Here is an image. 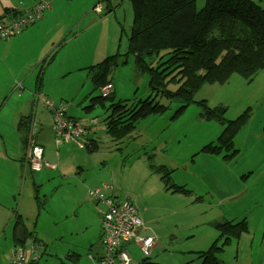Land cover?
I'll return each instance as SVG.
<instances>
[{"label":"rangeland","instance_id":"374dc122","mask_svg":"<svg viewBox=\"0 0 264 264\" xmlns=\"http://www.w3.org/2000/svg\"><path fill=\"white\" fill-rule=\"evenodd\" d=\"M16 1L15 3V0H0V17L6 10H12L19 5L20 0ZM251 1L264 10V0ZM93 2L100 9L102 6L107 8L100 15L104 21L96 24L88 32V34L92 32L90 37L84 39L83 42L87 45L84 50H77L70 46L71 40L81 33L79 28H74L45 55L39 47L21 49L20 55L14 60L18 62L12 63V67H23L29 61L32 62V69L18 78L7 79L22 78L27 95L34 98L46 128L48 120L47 116L42 114V110L49 113L51 121L52 114L46 105L50 103V99L54 101L58 99L59 102L68 104V111L70 115L75 114L73 115L75 120L66 118L67 120L76 121L79 125H89L84 133L79 134L77 140L80 142V138L88 131L91 133V139L96 142L95 149L91 152L93 159L89 158V174L96 177L94 185L96 189L84 188L81 194L105 191L115 204L121 203V207L126 205L125 200L132 203L143 221L162 216L172 225L171 214L189 206L188 200L179 196L180 194H204L207 191L213 193L211 179L221 175V180H224L226 174L230 176V173L223 169L224 166L230 172H235L238 167L245 165L246 160L250 161L248 157L250 154H253L252 160H262L256 156L259 149L258 156L264 157V70L258 71L249 79L250 81L236 74H230L222 84L204 85L193 96V100L197 102L195 104L185 105L182 99L174 96H156L149 88L147 75L136 71L131 54L127 52L133 25L131 1L94 0ZM204 4L205 0H196L198 10H201ZM11 13L9 14L12 15ZM86 21L87 19L83 23ZM15 38L17 36L0 37V40L6 42ZM191 38L196 47L198 37L191 34ZM187 45L188 43L184 44L181 50H184ZM13 49L9 47L8 51ZM68 54L75 57V63L68 70L69 75L65 77L61 75L58 82L48 86L47 93L53 94L51 98L45 94L44 87L39 88L42 73L49 61L52 60L54 64L63 62ZM39 55L44 56L37 60ZM156 61H153V65ZM40 66L39 81L34 85L33 77L38 73L36 68L40 69ZM8 75H11V71ZM94 75L96 77L93 79ZM104 76V81L111 85L108 98L91 102L90 98L102 96L101 88L92 92L91 82ZM168 89L174 91L176 87L169 86ZM20 90H23V87ZM146 101L149 108H155V110L144 117H139L140 110ZM202 101L203 104L198 103ZM111 105L119 107L118 113L113 117H111ZM85 107L91 108L84 109ZM91 119H94L93 123ZM31 122V119L26 118L22 123L27 126L21 131L28 132L24 141L27 148L25 156L27 150L31 152L33 149L42 150L37 142H34L37 129ZM225 128L231 132L235 131L234 136L239 134L233 141L234 149L237 151L234 157L225 158L226 150L223 148L219 153L203 152V147L217 144V138L221 134L227 136ZM50 132L51 138L45 143L42 172L31 173L30 179L26 182L30 185L33 201L37 207L39 205L46 207V200H49V197L45 194V190L52 192L56 189L62 193L67 192L70 183L67 177H63L60 181L58 175L44 171L54 169L46 165L56 167L48 162L62 163L63 160L69 159L74 147L63 146L58 149L55 146L52 122ZM7 137L0 135V141ZM84 146H89V150H92L90 144ZM77 148L80 147L77 146ZM8 166L9 163L5 162L4 178H6L5 170L10 168ZM104 186L111 189L104 190ZM17 194L15 192L13 196ZM106 199L103 198V200ZM98 204L103 207L101 203ZM48 209L52 212L51 217L48 213L41 212L42 222H58L60 231L55 233L47 228L31 230L33 237L47 245V247L42 246L45 256L40 258L38 264H58L57 261L50 260L53 238L55 245L62 244L60 237H63L62 240L66 243L68 235L73 233L76 235L74 237H79L80 244L84 247L90 234V231L87 232L84 227H79L75 232V221H78L80 217L75 211L69 215L60 204H54ZM67 210H73L71 205L67 206ZM123 217L124 215L121 220ZM178 224L181 231V221H178ZM146 228L147 234H151L148 222H146ZM136 233V230L132 232V236ZM30 242L29 239L27 243L30 244ZM123 244H131L129 248L135 247L137 252L133 251L131 258L132 263L137 264L143 256L136 243L131 240ZM87 245L89 247L88 242ZM9 252L6 242H1L0 264L7 263ZM78 256V264H90L86 263L88 261L84 250H80ZM151 261H153L152 258Z\"/></svg>","mask_w":264,"mask_h":264},{"label":"crops","instance_id":"0c3cea01","mask_svg":"<svg viewBox=\"0 0 264 264\" xmlns=\"http://www.w3.org/2000/svg\"><path fill=\"white\" fill-rule=\"evenodd\" d=\"M37 1L20 0L19 5L13 7V10L17 12L14 11L11 14L16 13L19 16ZM93 1L51 0V9L40 21L28 26L11 41L0 40V135L8 136L0 141V243L12 242L16 247L37 244L39 256L36 264L45 256L42 246L47 247V245L33 237L31 230L47 228L55 233L60 231L58 222L44 223L40 218L41 212H46L51 217L52 212L48 208L54 204H60L69 215L74 211L79 214L78 221H75V232L79 227H84L87 232L90 231V234L84 247L81 246L79 237H74L76 235L73 233L68 235L66 243L63 242V237H60L62 244L55 245L53 238L50 260L57 261L58 264L68 262L78 264V252L84 250L88 261L86 263L95 264L103 252L100 215L97 211L101 205L88 194H81L84 188L96 189L94 187L96 177L89 174V158L93 159L89 152L90 148L76 147H73V153L69 159L63 160L62 163H55L58 164V169L56 166L52 170H44L58 175L60 181L63 177H67L70 182L67 192L62 193L56 189L52 192L45 190V194L49 197V200H46V207L35 205L30 185L26 182L30 179L31 173L40 174L42 170L33 172L28 168L25 156L27 148L24 144L26 132L21 131L20 120L22 118L25 120L26 117L32 120L31 124L37 129V143L42 148L44 157L45 143L52 135L50 125L52 122L53 127L54 109L48 108L52 114L51 121L49 113L42 110V114L47 116L48 120L46 128L34 98L27 95L22 78L16 79L32 69V62L28 61L20 68L12 67V63L18 62L14 60L20 55L21 49L39 47L44 55L49 53L55 44H58L74 28H79L81 33L71 40L70 46L77 50H84L87 46L83 42L84 39L90 37L92 32L89 34L88 32L96 24L104 21L100 15L107 8L102 6L101 14L97 15L92 12L96 6ZM67 10H73L75 13L66 15ZM85 19L87 21L83 23ZM9 47L14 49L8 51ZM44 55H39L37 60ZM50 62V68L43 71L39 88L44 87L45 94L53 98V94L47 93L48 86L59 81L61 74L58 71L64 67L69 70L73 67L75 57L67 56L63 62L55 64L52 60ZM10 71L11 75H8ZM10 77L16 78L7 79ZM21 87L23 90H20ZM32 87H35L33 82ZM49 102L53 107L59 100L50 99ZM73 115H70L68 111V118L74 119ZM76 124L79 125L77 122ZM87 133L89 137L84 145L90 144L94 150L96 142L91 139V133L88 131ZM238 136L239 134L236 138ZM83 138L84 136L80 138V142ZM56 147L59 149L63 146ZM259 153L260 149L256 156L262 160H252L253 154H250L248 156L250 161L246 160L245 165L238 167L235 172H230L224 166L223 169L230 173V176L226 174L224 180H221V175L213 177L211 179L213 193L207 191L204 194H180L179 196L188 200L189 206L171 214L172 225L162 216L155 218L158 224L153 225V229L159 241L150 257L153 260L152 263L204 264L203 254L212 249L214 254L210 264H264V157L258 156ZM5 162L9 163L8 167H10L5 170L6 178H4ZM246 173L250 175H244ZM259 182L261 184H258ZM15 192L18 194L13 196ZM68 205H71L73 210L68 211ZM17 216L22 221L23 227L16 228ZM178 221L182 223L181 231ZM19 229L24 231L23 244L16 240ZM29 239L30 244L27 243ZM143 260L141 257L137 264Z\"/></svg>","mask_w":264,"mask_h":264},{"label":"trees","instance_id":"16d2710c","mask_svg":"<svg viewBox=\"0 0 264 264\" xmlns=\"http://www.w3.org/2000/svg\"><path fill=\"white\" fill-rule=\"evenodd\" d=\"M130 1L133 25L127 52L131 54L136 71L147 75L149 88L156 96H174L182 99L185 105L195 104L193 96L204 85L222 84L230 74L250 81L258 71L264 70V10L252 1L205 0L201 10L196 8V0ZM191 34L198 37L196 47ZM186 43L187 47L181 50ZM36 71L34 83L39 81L41 66ZM104 79L105 76L91 82L93 93L110 85ZM169 86L176 89L171 91ZM101 98H108V95L89 100L97 102ZM118 108L111 105V117L118 113ZM154 110L146 101L139 117ZM23 122L22 118L20 129L27 126L22 125ZM225 131L227 136L221 134L217 144H209L202 151L212 154L223 148L225 158L234 157L236 151L231 140L235 131L226 128ZM15 225L16 228L20 226L19 220ZM126 247L122 244L119 248ZM213 254L212 249L203 254L204 264H210ZM139 264L154 263L143 260Z\"/></svg>","mask_w":264,"mask_h":264},{"label":"built area","instance_id":"2783aa9c","mask_svg":"<svg viewBox=\"0 0 264 264\" xmlns=\"http://www.w3.org/2000/svg\"><path fill=\"white\" fill-rule=\"evenodd\" d=\"M37 4V3H36ZM96 13H99V10L96 9ZM38 15L34 9V7H30L26 12L18 16V20L16 24L12 25L9 28L6 24V20L0 18V37L7 38L9 35L12 37L19 35L24 29L28 26L36 23ZM12 23V21H10ZM111 90V85H105L101 88L100 92L103 97L107 96ZM48 108L52 109V105L50 103L46 104ZM67 121V122H65ZM53 129L55 132V136L59 140L62 133H65V136L75 137L77 138L80 133H84L85 129L75 124L72 120H67L60 117L55 111L53 116ZM87 134V132H86ZM54 144L56 146H61L59 141L54 140ZM80 147V146H79ZM81 146L80 148H83ZM41 149H33L32 152L27 150L26 158L28 160V167L30 171L39 172L42 169V161H41ZM48 168H55L54 166L46 165ZM111 188L108 186H104V190H110ZM99 193V191H97ZM94 199L98 200V203H101L104 207V210L99 212L100 215V224L102 232H104L103 239L106 243L104 247L102 257L95 262V264H133L130 263L125 255V251L118 250V245H122L128 241H133L139 248V251L142 255H146L143 251L145 246H149L151 243V238H145L136 233L135 236H132V232L138 230L139 223L136 220L125 219L127 214L131 216L130 218H134L132 216L133 210L130 204L125 203L123 208V214L120 213V204H115L114 201L108 196L106 200H103L101 195L97 196L94 194ZM124 215L123 220L121 217ZM133 223L132 225L130 224ZM130 229V231H129ZM129 239V240H128ZM124 240V241H123ZM127 240V241H125ZM18 253V258L14 259L12 252L8 258L7 264H32L38 255V250L34 247L30 246L28 248L16 247L15 248ZM143 256V255H142ZM143 256V258H145Z\"/></svg>","mask_w":264,"mask_h":264},{"label":"bare ground","instance_id":"6f19581e","mask_svg":"<svg viewBox=\"0 0 264 264\" xmlns=\"http://www.w3.org/2000/svg\"><path fill=\"white\" fill-rule=\"evenodd\" d=\"M109 1H111V0H108V2ZM33 7H34V9H35V11H36V13H37V15H38V17H37V19H36V21L35 22H38V21H40L41 19H42V17L44 16V14L47 12V11H49L50 9H51V0H38L37 1V4H35V5H33ZM12 12H14L15 10H11ZM15 12H17V11H15ZM75 12L73 11V10H67V12H66V15H68V14H74ZM0 18H2V19H4V20H6V24H7V26L9 27V28H11L12 27V25H14V24H16V22H17V20H18V16H17V14L15 13V14H13V15H10L9 13H4V15L2 16V17H0ZM10 21H12V23H10ZM10 37H12V35H9L7 38H10ZM95 38H96V34H95ZM97 39V38H96ZM65 47H66V45H65ZM69 48H68V52H69ZM68 56H71L70 54H68ZM51 62L49 61V63H47V67L45 68V70H47L48 68H50L49 67V64H50ZM69 69H67V67H64L62 70H60V71H58L63 77H65V76H67V75H69V71H68ZM103 97V96H102ZM53 109H54V111L61 117H63V118H68V116H67V113H68V104H66V103H63V102H58L56 105H54L53 106ZM65 122H67V121H65ZM75 122V121H74ZM94 122V119H91V123H93ZM76 123V122H75ZM88 126L89 125H81V127L83 128V129H87L88 128ZM22 130H24V128H22ZM27 134H28V132H26V136H27ZM237 136V134L232 138V140H231V143H232V146L234 145L233 144V141H234V138ZM88 137H89V135H88V133L84 136V138H83V140H82V142H79L78 140H77V138H75V137H67V136H65V133H62L61 134V137L59 138L60 139V145L61 146H66V147H69V146H74V147H77V146H83L84 144H85V142L88 140ZM54 140H58L57 139V137L55 136V138H54ZM34 142L36 143L37 142V138H35V140H34ZM38 144V143H37ZM39 146V145H38ZM233 148H234V146H233ZM235 150V149H234ZM236 151V150H235ZM237 152V151H236ZM41 161L42 162H44L43 161V151H42V153H41ZM51 164H53V165H56L57 167H58V164H55V163H51ZM34 174H37V173H34ZM250 174V173H249ZM109 185V184H108ZM94 194H100L101 195V197L102 198H107L108 196H109V194H107V192H105V191H101V192H99V193H94ZM94 194H88V196H90L91 198H94L95 196H94ZM96 199V198H95ZM96 201H98V200H96ZM125 203H128V204H130V206H131V208H132V210H133V215L132 216H134V218L132 217V218H130L131 216H129V215H127V216H125V219H129V220H136L138 223H139V226H138V230H137V233L139 234V235H141L142 237H145V238H151V243H150V245L149 246H145L144 247V249H143V251H144V253L146 254L145 256H144V254L142 253V255L145 257V260H147V261H149V262H153V261H151V255H152V252H153V250H154V248L156 247V245H157V242L159 241V239H158V237L155 235V232H154V229H153V225H156V224H158V221L157 220H149V221H146V222H148L149 223V225H150V227H151V234H147V228H146V222L145 221H143L141 218H140V216H139V214H138V210L136 209V207L132 204V203H130L128 200H125ZM121 207V206H120ZM97 208V207H96ZM102 210H104V207H102L101 206V208H97V211H98V213L100 212V211H102ZM120 213L121 214H123V208H120ZM17 218V220H19V222H20V226L19 227H23L22 226V221L19 219V216H17L16 217ZM130 224L132 225L133 223H131L130 222ZM20 230H22V229H20ZM22 232H23V238L25 237L24 236V231L22 230ZM101 232H102V229H101ZM129 240V239H128ZM124 241V240H123ZM125 241H127V240H125ZM7 244V246L9 247V249H10V251L12 252V255H13V257H14V259H17L18 257V253H17V251H16V249H15V247H16V245L14 246L13 245V243L12 242H7L6 243ZM131 244H128L127 245V247L125 248V255H126V257H127V259H128V261L130 262V263H132V258H131V253L133 252V251H136V249L134 248V247H132V248H129V246H130ZM106 246V243L104 242L103 243V247H105ZM121 245L119 244L118 245V247H120ZM137 252V251H136ZM154 264H159V263H154Z\"/></svg>","mask_w":264,"mask_h":264},{"label":"clouds","instance_id":"9594fccd","mask_svg":"<svg viewBox=\"0 0 264 264\" xmlns=\"http://www.w3.org/2000/svg\"><path fill=\"white\" fill-rule=\"evenodd\" d=\"M33 6V5H32ZM31 6V7H32ZM96 9L97 10H99V13H96L95 11H96ZM101 9L96 5L93 9H92V12L93 13H96L97 15H100L101 14V11H100ZM37 23V22H36ZM35 24V23H34ZM22 33V32H21ZM20 33V34H21ZM19 34V35H20ZM18 36V35H17ZM80 149H89V146H84L83 148H80ZM29 168V167H28ZM30 170V169H29ZM30 246H32V247H34L36 250H38V248H39V246L37 245V244H31V245H29L28 247H30ZM18 247H22V248H28V247H24L23 245L22 246H18ZM11 253V252H10ZM9 256H10V254H9ZM9 256H8V258H9ZM38 256L39 255H37V258H36V260L33 262V264H36V262H37V259H38ZM7 262H8V260H7ZM7 264V263H6Z\"/></svg>","mask_w":264,"mask_h":264},{"label":"water","instance_id":"95a60500","mask_svg":"<svg viewBox=\"0 0 264 264\" xmlns=\"http://www.w3.org/2000/svg\"><path fill=\"white\" fill-rule=\"evenodd\" d=\"M16 240L20 243L23 244L24 243V238H23V232L22 230H18L17 234H16Z\"/></svg>","mask_w":264,"mask_h":264}]
</instances>
